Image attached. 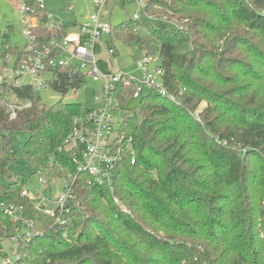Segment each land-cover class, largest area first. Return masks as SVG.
Here are the masks:
<instances>
[{"label": "trees", "instance_id": "1", "mask_svg": "<svg viewBox=\"0 0 264 264\" xmlns=\"http://www.w3.org/2000/svg\"><path fill=\"white\" fill-rule=\"evenodd\" d=\"M22 1L37 12L41 42L60 37L47 28L41 0ZM147 2L154 20L114 28L112 37L158 56L167 92L141 98L140 118L126 110L133 89H121V131L134 139L136 164L125 153L113 190L80 174L65 225L22 197L29 179L12 174L13 135H29L23 153L32 175L69 179L81 150L66 141L90 110L44 103L31 85L15 93L32 108L13 121L1 108L0 204L23 205L37 234L24 239L27 226L1 211L0 264L13 238L16 264H264V0ZM139 26L152 39L138 38ZM188 34L198 37L193 44ZM52 72L64 98L86 82L71 68Z\"/></svg>", "mask_w": 264, "mask_h": 264}, {"label": "built area", "instance_id": "2", "mask_svg": "<svg viewBox=\"0 0 264 264\" xmlns=\"http://www.w3.org/2000/svg\"><path fill=\"white\" fill-rule=\"evenodd\" d=\"M125 1L134 3L142 9V13L135 14V22L142 21L144 16L154 20V17L145 13L147 0ZM110 2L111 0H96L89 22L80 27V33L71 35H63L61 25L47 14V28L53 32L58 30L60 37L46 43L41 42L33 32V27L38 25L37 12L31 10L22 1L21 12L32 17L30 27L24 31L27 43L23 49H18L17 53H13L12 48L7 46L0 54L3 60V63H0V112L1 108H5L11 121L17 119L19 112L32 108L34 104L31 100H20L15 93V89L31 85L23 83L24 77L31 76L36 80L47 74L54 76L53 70L71 68L82 73L86 81L88 78L99 83L104 92L96 99L99 105L97 109H91L87 114L74 119V128L66 143L81 151L74 160L77 165L76 172L69 176L63 191L52 197L46 195V189L36 193L28 189L21 192L22 197L32 200L37 208L43 207L45 214L60 225H65V217L71 211L68 203L73 196L74 185L80 174L88 176V184L91 186H108L113 190L115 173L124 160L125 153L131 156V163L136 164L134 139L121 131L122 123L115 117L116 113L122 111L119 100L121 89H133L132 99H141L148 93L165 95L167 92L165 70L159 65L158 56L146 52L144 59H137L140 76L128 74L117 76L113 72V62L107 61L102 56L103 40L107 36H112L114 30L112 23L107 21V11H111ZM40 8L45 9L43 0L40 2ZM34 19L37 20L36 24H33ZM108 55L115 57L116 50L109 48ZM15 57L14 68H7L8 61H12ZM31 86L37 91L40 90L34 85ZM44 87L46 84L41 83V88ZM49 182L50 180L44 177L40 178L43 187ZM115 201L119 203L118 200ZM49 203L55 204L56 207L51 208ZM1 211L10 216L14 223L23 222L27 226L24 239L37 234L33 229V222L23 219V205L0 204ZM18 233L21 238L20 228ZM12 241L15 242L14 248L10 249L9 256L4 257L1 264H16L20 259L18 239L13 238ZM2 250L7 251L5 247Z\"/></svg>", "mask_w": 264, "mask_h": 264}, {"label": "rangeland", "instance_id": "3", "mask_svg": "<svg viewBox=\"0 0 264 264\" xmlns=\"http://www.w3.org/2000/svg\"><path fill=\"white\" fill-rule=\"evenodd\" d=\"M95 1L96 0H43V5L47 14L52 16L57 24L64 23V25L67 26V35H70L80 33V27L89 22V17L94 12ZM169 2L172 3V0H169ZM21 5L22 0H12L11 2L0 0V54L4 52L7 46L13 49L18 48L21 50L27 43L24 31L30 27L32 17L29 14L21 12ZM70 7H72V10H70ZM110 8H112V11H107V21L111 22L113 27L117 29L124 24L134 23L135 14L142 13V9L136 4L125 0H111ZM198 10L200 11L199 8ZM173 20L175 21V19ZM177 27L179 29H183L182 24H177ZM241 30L246 29L241 28ZM184 31L185 30H180V32ZM135 35L141 39H152L148 29L141 26L137 27ZM186 36V38H189L191 41V44H193V37L194 40L198 38L195 36L192 37L190 34ZM180 37L183 38V35H180ZM201 42L206 41L201 40ZM110 46H113L116 49L117 55L115 57L108 55V49ZM146 52V50H142L140 48V45L136 41L130 43L119 38L109 36L105 37L103 40L102 56L108 61L111 60L113 62V72L117 76L122 74L140 76L141 72L137 67V59H144ZM65 59L68 60L67 58ZM15 62L16 57L12 61H8L7 68L13 69ZM73 62L77 63V61ZM247 62L249 61L247 60ZM0 63H3L2 56H0ZM22 81L24 84H31L40 89L39 93L44 103L53 105L63 99L67 103L80 104L83 112H87L91 109H97L99 105L96 99L98 96L104 94L101 85L88 78L79 90L71 91L65 98L60 92L53 89L51 83L54 81V76L52 74H47L41 79L36 80L33 77L28 76L24 77ZM41 83H45L46 87L41 88ZM140 105L141 100L134 99L128 105L126 110L131 113L136 112L141 118ZM204 106L205 103L201 105V107ZM115 117L120 123L123 122L122 112L116 113ZM28 137L29 135L27 133H15L13 135L16 162L11 166L12 174L27 176L29 180L26 188L32 193L46 189V195L48 197L60 194L67 184L66 177L51 178L50 182L43 187L40 183V177L32 175L23 153V148ZM49 206L51 208L56 207V205L52 203H49ZM125 211L127 212V210ZM14 243V241L5 242L4 246L7 252H9L11 248H14Z\"/></svg>", "mask_w": 264, "mask_h": 264}, {"label": "crops", "instance_id": "4", "mask_svg": "<svg viewBox=\"0 0 264 264\" xmlns=\"http://www.w3.org/2000/svg\"><path fill=\"white\" fill-rule=\"evenodd\" d=\"M7 2H11L12 0H6ZM70 10H72V7H70ZM111 11H112V8H111ZM112 14V13H111ZM60 25H61V27H65V25H64V23H60ZM62 29V28H61ZM68 28H67V26H66V28H65V30L64 29H62L61 30V33L63 34V35H67V33H68V30H67ZM71 35V34H70ZM109 37H112V36H109ZM109 48H114V47H112V46H110ZM16 49H18V48H16ZM115 49V48H114ZM102 50H103V44H102ZM116 50V49H115ZM148 53V52H147ZM117 55V54H116ZM115 55V56H116ZM107 60V59H106ZM108 61V60H107Z\"/></svg>", "mask_w": 264, "mask_h": 264}, {"label": "water", "instance_id": "5", "mask_svg": "<svg viewBox=\"0 0 264 264\" xmlns=\"http://www.w3.org/2000/svg\"><path fill=\"white\" fill-rule=\"evenodd\" d=\"M36 22H37V20H36V19H34V20H33V24H36Z\"/></svg>", "mask_w": 264, "mask_h": 264}]
</instances>
